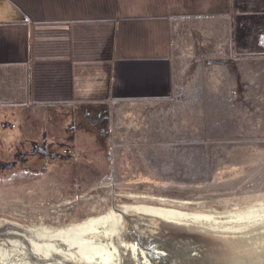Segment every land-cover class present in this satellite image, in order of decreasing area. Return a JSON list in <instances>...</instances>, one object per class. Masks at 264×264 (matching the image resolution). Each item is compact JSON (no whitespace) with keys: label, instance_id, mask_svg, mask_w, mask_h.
Wrapping results in <instances>:
<instances>
[{"label":"crops","instance_id":"obj_1","mask_svg":"<svg viewBox=\"0 0 264 264\" xmlns=\"http://www.w3.org/2000/svg\"><path fill=\"white\" fill-rule=\"evenodd\" d=\"M155 100L189 124L212 107L264 120V0H0V147H93Z\"/></svg>","mask_w":264,"mask_h":264},{"label":"rangeland","instance_id":"obj_2","mask_svg":"<svg viewBox=\"0 0 264 264\" xmlns=\"http://www.w3.org/2000/svg\"><path fill=\"white\" fill-rule=\"evenodd\" d=\"M219 110L193 109L189 124L167 101L128 102L110 119L109 132L95 131L82 141L93 147L74 149L67 142L69 147L61 149L64 144L55 141L45 165L37 159L29 166L24 159L14 167L8 157L0 163V236L17 233L32 247L48 240L36 238L31 228L64 229L114 211L126 247L158 253L171 223L152 214L144 224V218L119 206L192 215L180 222L193 223L195 214H203L221 226L259 206L264 203V120L251 125L237 114L230 121L229 110ZM134 225L148 235L139 236Z\"/></svg>","mask_w":264,"mask_h":264},{"label":"bare ground","instance_id":"obj_3","mask_svg":"<svg viewBox=\"0 0 264 264\" xmlns=\"http://www.w3.org/2000/svg\"><path fill=\"white\" fill-rule=\"evenodd\" d=\"M119 208L125 213H134L139 215L140 218H144V224H146L145 219L148 220L149 216H152V214H156L158 219L159 217L163 218L171 224L181 221L182 219L180 218L183 217V215L186 218L190 216V219L192 216L175 211H156L154 208L145 205H123L119 206ZM119 217L114 211H109L98 217L85 218L81 222L69 224L64 229H48V227L31 228L30 230L35 234L34 236H36V238L39 239V237H42L48 240L45 243L32 245V247L27 243L24 237L17 233L1 235L0 264H39L35 255L40 257L44 264H134L132 258L136 259L139 264H147L149 262L148 259H150L148 258V252L142 254L140 253L141 251L138 252L133 245L126 247L123 244L122 238L124 235L120 230ZM262 217H264V203L257 207H247L245 211L236 213L232 219L230 217L229 219L231 220L228 219L219 222L220 224L225 222L223 226L213 221L214 217L212 216V220H210L209 216L203 214H195L192 218H194V222L200 225L219 226L222 228L231 225H245V222H258ZM212 221L216 224L210 225ZM113 226L116 227L113 228ZM134 226L135 228L137 227V225ZM153 226L155 228V225ZM141 229L137 227L139 236L143 237L146 234L148 235L147 232H142ZM151 232L149 231V233ZM143 249L145 248L143 247ZM160 253H151V255L155 257ZM158 262L159 259L156 263Z\"/></svg>","mask_w":264,"mask_h":264},{"label":"water","instance_id":"obj_4","mask_svg":"<svg viewBox=\"0 0 264 264\" xmlns=\"http://www.w3.org/2000/svg\"><path fill=\"white\" fill-rule=\"evenodd\" d=\"M169 227L159 241L158 250L163 252L154 257L149 250L147 264H264V217L241 226L178 221Z\"/></svg>","mask_w":264,"mask_h":264},{"label":"flooded vegetation","instance_id":"obj_5","mask_svg":"<svg viewBox=\"0 0 264 264\" xmlns=\"http://www.w3.org/2000/svg\"><path fill=\"white\" fill-rule=\"evenodd\" d=\"M4 148L5 149H2L0 147V163H3V161H6L8 157H10L12 159V163L14 167L18 166L19 162L24 159L27 160L26 162H29L27 163V165L29 166H34L36 163L35 160L37 159L39 160L38 162H44L45 160H48L50 158L49 155L52 151V149L50 150V148L48 149L46 148V146L43 147L42 145H38V144H36L35 146H32L29 151H22V152H15V151L11 152L8 145L7 147H4ZM42 152H45L46 156L45 154L43 155ZM40 154L41 156L44 157L43 159L37 158ZM45 164L46 163L44 162L42 165H45Z\"/></svg>","mask_w":264,"mask_h":264}]
</instances>
